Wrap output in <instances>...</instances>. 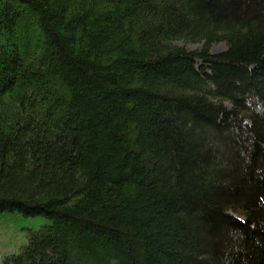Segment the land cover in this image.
Masks as SVG:
<instances>
[{
    "label": "trees",
    "instance_id": "16d2710c",
    "mask_svg": "<svg viewBox=\"0 0 264 264\" xmlns=\"http://www.w3.org/2000/svg\"><path fill=\"white\" fill-rule=\"evenodd\" d=\"M4 211L2 264H264V0H0Z\"/></svg>",
    "mask_w": 264,
    "mask_h": 264
},
{
    "label": "rangeland",
    "instance_id": "374dc122",
    "mask_svg": "<svg viewBox=\"0 0 264 264\" xmlns=\"http://www.w3.org/2000/svg\"><path fill=\"white\" fill-rule=\"evenodd\" d=\"M178 45H185L190 50H199L201 43L191 44L176 41ZM224 43H215L211 52L217 53L225 49ZM45 216H25L18 211H4L0 214V264L1 259L10 254H16L25 245L31 230L48 223Z\"/></svg>",
    "mask_w": 264,
    "mask_h": 264
}]
</instances>
